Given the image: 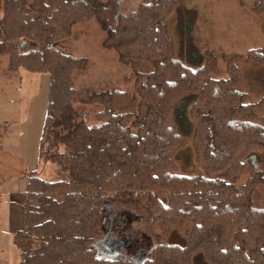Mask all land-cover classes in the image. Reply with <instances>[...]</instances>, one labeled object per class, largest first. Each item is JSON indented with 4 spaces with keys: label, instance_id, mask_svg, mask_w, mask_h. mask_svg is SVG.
<instances>
[{
    "label": "trees",
    "instance_id": "trees-1",
    "mask_svg": "<svg viewBox=\"0 0 264 264\" xmlns=\"http://www.w3.org/2000/svg\"><path fill=\"white\" fill-rule=\"evenodd\" d=\"M116 1L0 0V37L8 41L0 42V53L10 54V72L50 74L39 159L55 162L63 176L48 181L32 173L27 179L24 229L14 236L22 264H122L96 251L103 247L104 207L126 192L147 198L153 225L194 223L186 247L158 245L142 264H192L199 253L207 264H264V208L252 203L264 182V123L252 119L256 110L264 113V99L250 104L238 89L235 58L228 78L215 80L209 60L194 70L174 57L165 23L173 0H145L118 19ZM251 1L264 15V0ZM90 18L107 32L104 46L137 74L136 112L125 111V93L82 94L73 86L72 72L85 69L87 60L57 42ZM245 62L264 69V47L250 51ZM147 64L152 69L140 71ZM193 93L199 94L190 117L200 172L185 177L171 172L184 140L170 117ZM78 103L104 107L98 125L80 117ZM48 134L64 152H46ZM250 165L252 175L238 192L234 183Z\"/></svg>",
    "mask_w": 264,
    "mask_h": 264
},
{
    "label": "rangeland",
    "instance_id": "rangeland-1",
    "mask_svg": "<svg viewBox=\"0 0 264 264\" xmlns=\"http://www.w3.org/2000/svg\"><path fill=\"white\" fill-rule=\"evenodd\" d=\"M144 1L122 0L120 14L137 11ZM173 1L165 23L174 57L194 70L203 67L209 60L214 64L212 78L215 80L228 78V62L235 58L239 69L238 89L249 95L250 104L264 99V69L245 62L250 51L264 47V15L253 11V2ZM106 38L107 32L101 23L96 18H90L75 24L70 35L57 45L74 57L87 60L85 69L74 70L71 74L76 90L82 94L125 93L128 96L125 111L136 112L137 103H132V100L138 96L137 74L131 66L121 62L117 50L104 46ZM4 41L5 38L0 37V42ZM9 66L10 54L7 51L0 53V264H22L14 236L24 229L23 202L27 179L32 173L48 181L63 176L55 162L39 159L40 141L48 114L50 74L26 70L12 73ZM151 69L152 66L147 64L140 71ZM198 96V93L186 96L170 117L171 124L184 140V146L174 156L171 170L174 175L191 177L200 172L193 144L196 122L190 117V108ZM75 107L89 125L99 124L96 116L104 109L103 106L78 103ZM263 115L256 110L252 121L263 125ZM44 149L57 155L64 152L65 146L48 134ZM251 166L234 183L238 192L251 177ZM252 203L255 208H264V182L254 191ZM102 213L105 236L100 242L103 247L96 251L97 255L113 258L122 264H142L161 244L186 247L194 226L189 221H182L175 227L163 223L153 225L147 198H137L127 192L120 199L108 202ZM192 264H207L204 254L194 255Z\"/></svg>",
    "mask_w": 264,
    "mask_h": 264
},
{
    "label": "water",
    "instance_id": "water-1",
    "mask_svg": "<svg viewBox=\"0 0 264 264\" xmlns=\"http://www.w3.org/2000/svg\"><path fill=\"white\" fill-rule=\"evenodd\" d=\"M121 1L122 0H118L117 1V13H116V19H118V16H119V14H120V4H121Z\"/></svg>",
    "mask_w": 264,
    "mask_h": 264
},
{
    "label": "crops",
    "instance_id": "crops-1",
    "mask_svg": "<svg viewBox=\"0 0 264 264\" xmlns=\"http://www.w3.org/2000/svg\"><path fill=\"white\" fill-rule=\"evenodd\" d=\"M23 207H24V202H23Z\"/></svg>",
    "mask_w": 264,
    "mask_h": 264
}]
</instances>
